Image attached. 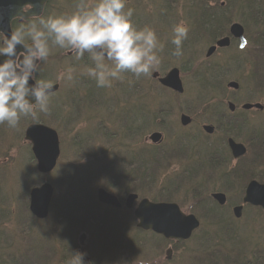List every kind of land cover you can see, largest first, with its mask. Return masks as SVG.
Wrapping results in <instances>:
<instances>
[{"label": "rangeland", "instance_id": "rangeland-1", "mask_svg": "<svg viewBox=\"0 0 264 264\" xmlns=\"http://www.w3.org/2000/svg\"><path fill=\"white\" fill-rule=\"evenodd\" d=\"M208 1L198 8L196 0H127L126 9H134L133 22L138 27L154 28L159 41L164 45V50L160 53L161 63L150 75L137 78L130 72L123 73L122 79L114 80L111 87H98L95 79L87 75L86 69L93 63L87 52L83 58L77 60L75 55L69 54L68 51L52 47L51 54L48 60L41 64L39 73V78L60 84L58 92L51 95L48 113H40L35 120L30 116L21 117L15 128L8 127L6 123L0 124V244L4 245L0 248V263H9V259L17 261V255L21 258L18 253L10 255L16 247H8L7 241L16 246L23 242L22 250L25 256L22 255L27 263L31 250L35 247H44L47 253L54 251V261L64 257L60 256V252H68L66 247H69V244L66 239H60L57 246L51 240L56 249L50 243V236H47H53L52 231H55V227L61 228L60 223H69L59 216L64 206L62 203L67 200L70 203H83L82 193H86L88 198L94 196L97 200V190L100 187L107 188L110 193L125 200L128 193L134 192L128 190L133 184L129 185L127 179L122 178V184L116 186L111 177L117 179L120 174L114 169L120 172L122 166L119 164H123L129 170L133 166L124 163H144L145 157L148 175L151 173V159L152 166H156L158 172L154 176L155 181L150 183L147 189L148 195L140 196H146L151 201L158 199L164 191L163 187L168 186L170 180L175 178L179 187L170 192L173 196L170 201L178 202L186 213L198 215L201 227L185 242H160L147 235L144 237L146 247L139 250L142 251L141 254L130 248L113 249L111 245L106 249L93 247V234L77 230L74 232V241L79 246L80 235L83 232L87 234L86 246H78L76 250L87 255V262H90L92 257V264H231L236 260V256L241 254L244 259L242 262L251 260L255 252L249 254L247 251L258 250V253L264 254V212L256 207L246 206L243 218L236 219L232 211L235 205L241 203L246 185L251 179L264 181V149L260 146L264 140V113L250 114L246 120H234L235 124L230 126V134L242 142L247 139L249 152L240 161L229 162L226 170L214 172L204 153L208 150L207 146L220 134L206 140L205 135L199 134L198 128L202 126L201 121H209L220 127V121L215 119L214 115L229 112L226 101L227 77L219 74L213 78L215 83H208L203 77L206 67L203 61L205 53L219 36H200L196 19L199 14L212 17L216 16V11H220L217 15L221 17L223 34H228L235 22L244 25L251 40L245 56L247 73L234 77L241 83V88H244L243 93L247 89L249 94H260L264 89L252 79L251 74L256 70V66L251 53L255 51L258 37L264 34L260 31V28H264L260 24V21L264 20V0ZM86 2L93 4L95 0ZM76 4L77 0H51L43 17L71 14ZM196 9H200L197 15ZM33 21L38 20H27L23 23ZM181 21L187 24L189 33L183 42V55L176 57L172 55L175 48L171 44L172 28ZM228 55L227 51H223L216 55L213 62L223 63ZM69 67L74 68L73 79L61 78V73H65ZM173 67L181 70L184 94L179 95L174 90L163 87L157 77L151 76L156 71L161 75L167 74ZM261 72L263 69L258 71ZM247 78L249 82L246 81ZM261 97L264 98V95ZM183 113L193 117L188 126H183L180 122ZM38 120H43L41 123L56 129L61 141L57 168L46 176L37 171L32 143L25 139L27 127ZM131 123L132 127L129 128ZM153 132L164 134V140L159 147L149 140ZM220 132L227 131L221 128ZM164 148L177 149L180 153L163 159ZM196 159L198 163L195 162ZM156 161L160 162L161 167L157 166ZM191 162L192 167L201 171L194 182L188 183L182 173L190 171ZM205 170L209 172L206 174ZM224 172L228 178L222 175ZM32 181L33 186L50 182L55 188L53 203L56 199V203L61 204L54 210L52 207L51 215L46 220L30 219L29 187ZM175 187L177 186H172L174 189ZM214 192L226 193L229 204L220 206L217 202H210ZM209 208H214V215H207ZM67 216L71 219L69 214ZM119 216L123 214L119 213ZM127 216L130 217V225H133L130 213H127ZM136 223L137 221L134 222L133 228L126 232L125 243L131 237L146 235L144 231L137 230ZM33 230L36 234L40 230L43 232L42 238L36 239L35 242L30 233L28 234V231ZM46 230L49 231L47 234ZM60 235L64 236L65 231ZM64 243L66 244L63 246ZM169 246L174 248L170 261L166 259ZM54 261L52 264H55Z\"/></svg>", "mask_w": 264, "mask_h": 264}, {"label": "clouds", "instance_id": "clouds-1", "mask_svg": "<svg viewBox=\"0 0 264 264\" xmlns=\"http://www.w3.org/2000/svg\"><path fill=\"white\" fill-rule=\"evenodd\" d=\"M126 4L127 0H95L93 4L77 0L71 14L41 16L0 38V56L6 57L0 62V124L15 128L21 117L35 120L40 113H48L53 82L39 78V73L52 47L71 52L77 60L87 52L93 63L86 72L98 87H111L123 73L137 78L150 75L161 63L164 45L154 28L133 22L134 9H126ZM172 33V55L180 57L189 27L181 21ZM73 72L69 67L61 78L72 80ZM83 256L72 253L66 264H84Z\"/></svg>", "mask_w": 264, "mask_h": 264}, {"label": "water", "instance_id": "water-1", "mask_svg": "<svg viewBox=\"0 0 264 264\" xmlns=\"http://www.w3.org/2000/svg\"><path fill=\"white\" fill-rule=\"evenodd\" d=\"M49 0H0V33L10 35L13 31V21L18 18H32L40 17L45 10V6ZM27 7L23 13L19 12V9ZM231 33L235 37L244 39V27L239 23H235L231 27ZM218 46L224 47L230 44V37L222 38L218 41ZM217 46H213L208 51V56L212 55ZM17 50H21V46H17ZM6 57L0 56V62ZM154 77H158L160 83L164 86L172 88L173 90L183 93L185 88L181 78L180 69L174 67L165 76H160V73L153 74ZM33 83L32 80L29 81ZM231 87H238V83L231 82ZM59 84L53 85V92L57 91ZM34 102V100L32 101ZM231 108L234 105L230 104ZM260 106V105H259ZM251 105H247L246 108H251ZM192 122V118L187 114L181 115V123L185 126ZM208 132H213L212 126H206ZM26 139L31 141L32 150L37 159V168L41 173H49L53 171L61 155L60 137L58 132L45 124H32L26 130ZM150 139L158 143L163 139L161 132H154L150 136ZM230 147L233 151L235 158L241 157L246 154L247 148L244 144L236 142L233 138L229 140ZM54 195V187L51 183H44L41 186L35 187L31 190V203L30 210L39 218H46L49 215L51 202ZM213 198L221 205H225L227 202V195L223 192H214ZM97 197L100 202L108 205H112L118 208L123 207V203L120 199L108 192L104 188H99ZM139 199V195L131 193L128 195L125 206L128 209L134 208V214L138 219L137 226L146 231H153L161 234L167 239L187 240L192 237L195 230H197L201 222L195 214H186L176 202H154L148 198L140 200L135 207L136 201ZM244 203H250L256 206H261L264 209V183L258 180H252L248 184L243 199ZM243 205L234 207V213L236 217L240 218L243 215ZM85 235L80 237L81 244L85 243ZM172 249H168L167 258H171ZM84 260H88V257L83 256Z\"/></svg>", "mask_w": 264, "mask_h": 264}, {"label": "trees", "instance_id": "trees-1", "mask_svg": "<svg viewBox=\"0 0 264 264\" xmlns=\"http://www.w3.org/2000/svg\"><path fill=\"white\" fill-rule=\"evenodd\" d=\"M196 1H197L196 5L198 8H201L202 4L209 2L208 0H196ZM199 10L200 9H198V11H197V9H196L195 14L198 13ZM219 12L220 11H216L215 12L216 16L213 15L212 17H211V15H204V14H199L198 16H196V19L198 22V25H197L198 32H199L198 34H200V36H211V37L215 38V37H218V36L221 37L224 35L222 30H221V26H220L221 17H219V15H217ZM18 22L19 21L16 22L15 26L19 25ZM214 26H215V28H214ZM217 27H218V29H216ZM203 73H205L203 75V77L205 78V80L208 83H215L216 82V80L214 81V79H213L214 76L212 74H210V70L205 69V70H203ZM206 74L208 76L210 75V77H208ZM43 120H38V122H43ZM130 127H132V123L129 124V128ZM127 131H129V129H127ZM231 131L232 130L230 129V132ZM143 159H144V163L141 161L137 164H132L130 162L124 163V165H132L133 166V168H130L129 170L127 169L126 166H123V164H119V166H122L120 169V172L117 171L116 168H115V171H116V173L118 172L117 174H120V176L116 177V175H113L117 179L111 177L112 181L116 184V186L122 184V178L127 179L126 181L129 182V185L133 184L132 185L133 187L131 188L129 186L128 190H131L134 192L138 191L140 195H148L146 193L147 189H148L150 183L155 181L154 176L158 171L156 170L157 169L156 166H152L153 160L151 159V161H152V165L150 166L151 167L150 168L151 173L148 175L147 172L149 170H147V167H145L147 158L145 157ZM136 160H138V157H136ZM140 164H144V166L140 165ZM189 172L188 173L183 172L182 173L183 178H184V180L186 179V181H188V183H190L191 181L194 182L195 178H197V175L200 174V171L194 170L192 168V169H190ZM205 172L207 174L209 171L205 170ZM210 172L212 173V171H210ZM137 174L139 176L138 178H137ZM207 177H208V175H207ZM148 180H150L151 182H148ZM184 180L182 182L183 184H184ZM227 182H228V180H227ZM30 184L31 185L29 187V190H30L31 186H33L34 182L32 181ZM173 185H176L177 187H175V189H174V188H172ZM178 187H179V184L176 183V179L175 178L171 179L170 184L168 186L163 187L164 191L162 192L161 196L158 195L159 196L158 199H156V198H154V199L155 200L170 201L173 197L172 195H170V192L175 191ZM134 188H135V190H134ZM82 197H84L83 203L81 201L80 202L75 201V202L70 203L69 200L62 203V204H64V206L62 207V209H61L62 212L59 214V216H61L60 217L61 219L69 221V223H67L66 221L63 223H60L61 228L55 227V231H52L53 236H51L49 234L47 235V236H50V243L51 244L54 243L56 246H57V242L60 239H66V241H67L66 243L69 244V247H66L67 248L66 250H68V252L66 254H64L63 252H60V256H64V257L60 258L59 260L56 259L54 261V256H56V255H54V253H55L54 251H51V253L50 252L47 253L46 248L41 247L40 249H38L37 247H35L31 250V253H30L29 258H28V263H27L26 261H24V258H23V255L25 256V252L22 250L23 249V242L21 244H19L18 246H16V244L7 241V243H9V244H6V245H8V247H10V248L16 247L14 249V252L10 253V255H12L13 253H15L17 255V253H18V254H21L20 255L21 258H19V255H17L18 258L16 261L13 259H9V257H8L9 263L1 262L0 264H52L53 261L55 264H66V262L72 258V253H75L76 250H78L79 245L76 244L74 241L75 240L74 232H76L77 230H79V231L85 230V231H88L89 233L93 234V239L91 241V244L93 245V247L96 246L98 248L100 247V249H106L107 246L111 245V247H114L113 249L122 248V249L128 250L130 248L134 252H140L138 254H141V252H142L139 250H143V248L146 247V245H145L146 239L144 237H147V235L152 237L153 239H156V240L158 239L160 242L165 241V239L159 235L144 231V233L146 235L139 236V238H138V236L137 237H131L125 243L124 240L126 237V232L129 230V228H131L134 225L135 218L131 215V217L133 219V225L132 224L130 225L131 221H130L129 216H127L125 214L123 216H119V213L121 214L123 212V210L115 209L113 207L103 206L101 203L98 202V200H96V198L94 196H92L91 198L86 197V193H84V194L82 193ZM208 198L211 199L210 196ZM210 202H215V200H211ZM26 205H28V203H26ZM60 206H61V204L58 205L55 202V204L53 205V210L56 207H60ZM73 207H75V209H73ZM79 211H80V213H78ZM28 213L30 215V219L32 221L35 220V217L30 213L29 209H28ZM102 213H105V214H102ZM207 213H208L207 215H214V208H209L207 210ZM67 214H69L71 216V219H69ZM115 214H118V215L115 216ZM54 215H55V212H54ZM78 217H79V220H78ZM55 218H56V215H55ZM83 224H85V225H83ZM28 225H30V224H27V226ZM78 227H79V229H78ZM63 230L65 231V235L61 236L60 233L62 234ZM137 230L141 231V229H138V228H137ZM47 231L48 230L45 231V234H47ZM29 233H30V237L32 238V240L34 242L36 241V239L37 240L39 238L41 239L43 236V232L41 230L38 231V233H37L38 235L35 233V230H33L32 232L28 231V234ZM4 237H5V235H4ZM51 240L53 241V243L51 242ZM66 243H64L63 246ZM20 245H22V246H20ZM48 245H49V243H48ZM55 245H54V247L56 248ZM2 246H4V245H1L0 248ZM5 247H7V246H5ZM6 250H7V248H6ZM239 251H241V250H239ZM36 254H38V256ZM236 257H237L236 260L233 261L231 264H256V263L252 262V260H247L245 262H242L244 260L243 258H241L242 254L239 256H236ZM49 259H50V261H49ZM84 264H92V257H91L90 262H84ZM262 264H264V260H263Z\"/></svg>", "mask_w": 264, "mask_h": 264}, {"label": "flooded vegetation", "instance_id": "flooded-vegetation-1", "mask_svg": "<svg viewBox=\"0 0 264 264\" xmlns=\"http://www.w3.org/2000/svg\"><path fill=\"white\" fill-rule=\"evenodd\" d=\"M260 24L262 27H264V20H261ZM260 31L264 32V28H260ZM228 34H230V29H229ZM228 34H225V35H228ZM245 36H246V41H247L245 46H241L240 39L231 37L230 44L227 47H219L212 56L205 59V63H207L205 68L210 70V74H212L214 77L218 76L219 74H222L225 77H227V84H226L227 100L226 101H227V107H228L229 112H224V113H219L217 115H214V118L220 121L218 122L221 125L220 127H217L215 124L209 121L202 122L200 120L202 126L201 128L200 127L198 128L199 134L205 135L206 140H210L213 136L215 137V135L220 134L219 136L217 135L218 137H216L214 141L210 145L207 146L208 150L204 153L205 157L209 159L210 167L214 171L225 169L227 164L231 162L232 160L236 162L240 161L249 152L250 145L249 143L246 142L248 141L246 138H245L246 140L242 142V141H239L237 138H235L232 134H230V126L235 124L234 120H246L248 118V115L250 114L264 113V98L261 97L262 95H264V92H261L260 94L256 92L255 94H249L246 89L245 92L243 93L244 88H241L242 87L241 83L235 79L236 77H234V76H237V74L247 73L246 72L247 62H246L245 56H246V49L249 48L251 40L246 34V28H245ZM216 42L217 40H215L214 44ZM254 50L255 51L251 53V57L256 66V70L253 72V74H251L252 79H254L256 83L261 84L262 88L264 89V34H262L256 40V45L254 46ZM223 51L228 52L229 55L227 59L223 63L213 62V59L216 57V55L220 54ZM234 52H237V53L234 54ZM69 54H72V53L69 52ZM261 69H263V72L258 73V71ZM257 75L259 76V78L256 79ZM248 78L246 80L247 82H249ZM233 81L239 84L237 88L228 86L229 83ZM231 103L234 105L233 109L230 106ZM247 105H251L252 107L246 108ZM192 121H193V117H192ZM209 125L214 128L213 132H208V130L206 129V126H209ZM221 128L226 130L227 132L221 133L220 132ZM230 138H233L237 142L244 144L248 149L247 153L241 157L235 158L233 155V151L229 144ZM162 142L157 143V144L153 143V145L154 146L158 145L159 147ZM260 146H262L264 149V140L260 144ZM170 151H173V152L171 153ZM179 153L180 152L177 149H165L163 153V159H169L170 156L177 155ZM165 161H169V160H165ZM197 161L198 160L196 159L195 162ZM159 163L160 162L158 161L157 166L161 167ZM203 163H204V159H203ZM192 165H193V162L189 164V166H192ZM242 167L243 166H240V168ZM192 168L196 170L194 167ZM198 171H201V170L198 169ZM222 175L228 178V176H226V172H224Z\"/></svg>", "mask_w": 264, "mask_h": 264}, {"label": "bare ground", "instance_id": "bare-ground-1", "mask_svg": "<svg viewBox=\"0 0 264 264\" xmlns=\"http://www.w3.org/2000/svg\"><path fill=\"white\" fill-rule=\"evenodd\" d=\"M189 168L192 169V166H190Z\"/></svg>", "mask_w": 264, "mask_h": 264}]
</instances>
